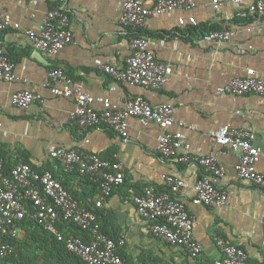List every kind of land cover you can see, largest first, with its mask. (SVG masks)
<instances>
[{
    "label": "crops",
    "instance_id": "1",
    "mask_svg": "<svg viewBox=\"0 0 264 264\" xmlns=\"http://www.w3.org/2000/svg\"><path fill=\"white\" fill-rule=\"evenodd\" d=\"M139 1L150 8L156 0ZM193 1L195 6L191 10L151 17L146 29L139 31L149 39L154 56L172 67L161 89L143 91L114 81L98 68L99 64L123 68L131 53L130 34L120 23V8L114 1L0 0L11 24L19 26L10 27L3 35L5 52L14 65L15 81L0 79V158L7 168L23 162L39 172H51L79 205L98 214L104 234L124 237V244L116 249L124 264H214L219 256L215 245L218 238L243 249L250 262L264 264V192L237 178L234 167L238 153L212 140L213 133L225 125L248 129L254 133L253 145L264 151V96H232L223 90L231 80L246 77L249 70L264 80V18L247 13L256 0H241L240 4L235 0H217L218 8H214L212 0ZM58 8L69 13L73 38L58 55L50 57L39 52L40 57L24 30L37 31L44 15ZM192 16L195 26L178 23L180 18L188 20ZM209 29L230 30L234 36L225 43H204L202 35ZM52 67H60L72 79L74 88L93 97L95 110L102 108L98 99L107 98L121 108L138 95L153 106L172 104L173 118L181 124L183 146L202 156L214 154L222 166L224 173L214 183L226 192V203L212 208L195 203L194 186L203 170L196 164L180 161L184 148L174 158H162L157 153L161 129L153 122L143 124L129 117L125 138L105 127H95L80 135L69 119L72 101L53 96L46 86ZM18 91L33 92L40 99L20 110L10 100ZM52 146L78 148L122 163L124 183L103 199L102 207H96L97 187L74 172H63L48 156ZM256 168L264 176V155ZM166 176L184 183L176 198L193 218V236L202 246L197 259L147 234L145 227L149 221L139 217L131 199V195L141 194L144 188L159 193L167 190ZM57 224L61 232L67 233L68 224ZM33 230L28 219L19 226L14 243L16 254L1 264H61Z\"/></svg>",
    "mask_w": 264,
    "mask_h": 264
},
{
    "label": "built area",
    "instance_id": "2",
    "mask_svg": "<svg viewBox=\"0 0 264 264\" xmlns=\"http://www.w3.org/2000/svg\"><path fill=\"white\" fill-rule=\"evenodd\" d=\"M110 1L117 3L120 8L121 25L132 32L145 30L151 17L174 10L189 11L195 6L193 0H156L150 8L145 7L139 0ZM234 2L240 4L241 0ZM212 4L214 8H218L217 0H212ZM247 13L264 18V0H256L248 7ZM178 23L193 26L197 24L193 16L188 20L180 18ZM10 27L19 28L17 24H11L9 16L0 7V79L8 83L15 81L14 65L8 59L3 43V35ZM262 28L264 30V20ZM24 34L33 50L54 57L73 38L69 13L60 8L50 10L44 15L37 31L25 29ZM233 36L234 33L230 30L209 29L203 33L202 40L204 43H225ZM149 44L146 36L133 37L129 40L131 53L123 68L103 64H99L98 68L116 82L127 83L143 91L159 90L168 81L172 67L159 61L150 51ZM46 86L53 96L72 101L69 119L80 135L95 127H105L125 138L129 117H135L143 124L155 123L161 129L157 153L162 158H174L184 148L180 161L196 164L203 170L194 186L195 203L208 208L220 207L226 203V192L214 183L224 173L222 166L214 154L202 156L191 152L188 146H183L179 132L181 124L173 118L172 104L153 106L143 96L138 95L121 108L112 105L107 98L98 99L102 108L95 110L94 98L74 88L72 79L60 67L50 69ZM223 90L232 96H264V80L256 78L254 71L249 70L246 77L231 80ZM39 99L40 96L33 92L18 91L10 100L14 107L25 110ZM253 139L252 131L228 125L212 135L216 145L228 147L238 153V161L234 167L237 178L250 182L264 192V176L256 168L264 151L253 145ZM48 156L59 164L63 172H74L97 186L98 198L95 206L98 208L102 207L103 199L109 197L114 188L124 183L125 169L118 161H110L78 148L54 146L49 148ZM3 166V160L0 159V260L11 256L14 247L9 239L18 237V223L25 217H30L38 227L62 243L69 253L78 257L82 264H124L116 252L117 247L124 244V237H118L115 242L102 233L96 214L81 207L51 172H39L32 166L19 162L5 175ZM165 185L167 190L160 193L148 187L139 195H131L137 214L149 221L145 227L147 234L176 246L192 259H197L202 254V246L193 236V218L185 205L176 198L184 183L174 176H166ZM24 201L30 203L32 211L25 206ZM59 221L74 224L87 233V238L61 232L56 225ZM215 245L219 256L214 264H255L249 261L240 247L219 238Z\"/></svg>",
    "mask_w": 264,
    "mask_h": 264
},
{
    "label": "trees",
    "instance_id": "3",
    "mask_svg": "<svg viewBox=\"0 0 264 264\" xmlns=\"http://www.w3.org/2000/svg\"><path fill=\"white\" fill-rule=\"evenodd\" d=\"M127 30L129 31V34H130L129 38L130 39L133 38V37L145 36L144 34H142L140 32H132L129 28H127ZM0 159H2V158H0ZM3 163H4L3 173L5 175H8L10 173V170H11L12 167H8L7 168V166L5 165V161L4 160H3ZM44 171L45 170H42L41 172H44ZM85 181L89 182L87 178H85ZM95 187H97V186L94 184V188ZM72 197L74 198V196H72ZM74 199L76 201H78L76 198H74ZM24 204L30 211H32L31 205H30V203L28 201H24ZM87 209L91 210L88 207H87ZM95 214H96L97 219H98V214L96 212H95ZM27 219H28V223L30 224V226H32L34 228L33 232L35 233V237H37V239H38V237H41V239H43L46 242L47 249L53 254V256L58 261L61 262V264H82V262L80 261V259L78 257H76L75 255L69 253L62 243L58 242L50 233H48L47 231H45V230L41 229L40 227H38L32 220H30L31 219L30 217H25L21 222L18 223V226H20L22 224H25L27 222ZM64 223L68 224V231L65 234H71L74 237H78V238H87V233L85 231H83L82 229L78 228L74 224L66 223V222H64ZM56 225H57V228L60 230V224H56ZM102 233H104V232L102 231ZM108 237H110V236H108ZM110 238H112L115 242L117 241L116 237H110ZM15 240L16 239H9V241L11 242L13 247H14ZM117 253H118V250H117ZM14 254H16L15 249L13 250V253L11 254V256H9L8 258H6L4 260H0V264L3 263V262L10 261L14 257Z\"/></svg>",
    "mask_w": 264,
    "mask_h": 264
},
{
    "label": "water",
    "instance_id": "4",
    "mask_svg": "<svg viewBox=\"0 0 264 264\" xmlns=\"http://www.w3.org/2000/svg\"><path fill=\"white\" fill-rule=\"evenodd\" d=\"M36 54L41 57V53L37 52Z\"/></svg>",
    "mask_w": 264,
    "mask_h": 264
}]
</instances>
